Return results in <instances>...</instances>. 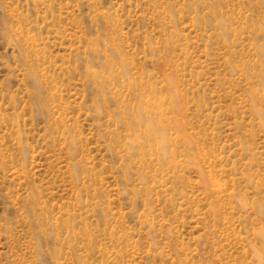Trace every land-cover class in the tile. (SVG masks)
Masks as SVG:
<instances>
[{
    "label": "rangeland",
    "instance_id": "374dc122",
    "mask_svg": "<svg viewBox=\"0 0 264 264\" xmlns=\"http://www.w3.org/2000/svg\"><path fill=\"white\" fill-rule=\"evenodd\" d=\"M0 264H264V0H0Z\"/></svg>",
    "mask_w": 264,
    "mask_h": 264
},
{
    "label": "bare ground",
    "instance_id": "6f19581e",
    "mask_svg": "<svg viewBox=\"0 0 264 264\" xmlns=\"http://www.w3.org/2000/svg\"><path fill=\"white\" fill-rule=\"evenodd\" d=\"M140 120H142V119H140ZM143 122V121H142ZM158 134H156V136H157ZM162 138H163V136H162ZM162 141V140H161Z\"/></svg>",
    "mask_w": 264,
    "mask_h": 264
}]
</instances>
